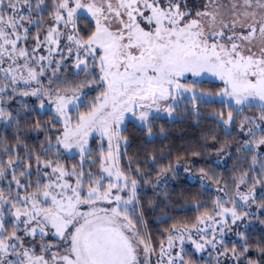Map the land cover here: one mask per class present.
Instances as JSON below:
<instances>
[{
    "label": "snow or ice",
    "instance_id": "obj_1",
    "mask_svg": "<svg viewBox=\"0 0 264 264\" xmlns=\"http://www.w3.org/2000/svg\"><path fill=\"white\" fill-rule=\"evenodd\" d=\"M254 222L264 0H0V264H264Z\"/></svg>",
    "mask_w": 264,
    "mask_h": 264
},
{
    "label": "trees",
    "instance_id": "obj_2",
    "mask_svg": "<svg viewBox=\"0 0 264 264\" xmlns=\"http://www.w3.org/2000/svg\"><path fill=\"white\" fill-rule=\"evenodd\" d=\"M83 26V25H82ZM211 112V109L208 108H203L202 109V113L207 116L209 113ZM193 124L194 122L192 121V119H188V120H184V121H178L177 123L173 124L169 129V136L170 139L168 141H165V144H175L176 147H179L181 144L185 143L187 140H189L190 138H192L195 135V132L193 131ZM159 125L160 122H157L156 124V128L157 131L159 130ZM11 134V133H9ZM129 134L133 137V144L132 147L130 148V153H134L136 148L140 146V142L143 141V137L140 136L137 132H135V130H133L131 127L129 128ZM149 147H152L151 145H149ZM157 149H159L160 145H156L155 146ZM173 159H175V156L173 155ZM197 159V167H199L202 164H205V161L199 160V158ZM215 156H211L207 162V167H209L211 170L215 171L217 175H221L224 173H227L229 171V169L232 167V161L231 160H227L226 163L222 162L220 164H216L215 163ZM198 176V175H197ZM174 186L176 187L177 191L176 193H173L171 198L173 200L179 199V191H180V187L181 185L183 186L185 192H196L199 191V184H195V183H189L187 182L184 178L183 175L181 174V180L179 182V184H176L175 182H173ZM215 187V186H213ZM149 194H151V190L149 189ZM161 199H163V196L161 195ZM181 206L185 207V208H191L192 207V201L191 200H180V204L176 205L175 207H171L169 210V215H173L175 216L177 213H179V217H185L187 216H191L193 215V213L188 212H181ZM161 214V213H158ZM151 223L154 225L153 231H162V226H158L155 224V221H151ZM255 228L257 230L260 229H264V225H260L258 222L255 223Z\"/></svg>",
    "mask_w": 264,
    "mask_h": 264
},
{
    "label": "rangeland",
    "instance_id": "obj_3",
    "mask_svg": "<svg viewBox=\"0 0 264 264\" xmlns=\"http://www.w3.org/2000/svg\"><path fill=\"white\" fill-rule=\"evenodd\" d=\"M180 173L183 175V178L186 176V174L183 172V169L182 168L180 169ZM186 181L189 182V183L199 184V177L196 176L194 179H192V180H186ZM214 189H215V187L211 186L210 190L214 192ZM254 223H256V222H254ZM232 239H234V237H232ZM205 258H207L206 257V254H205Z\"/></svg>",
    "mask_w": 264,
    "mask_h": 264
}]
</instances>
